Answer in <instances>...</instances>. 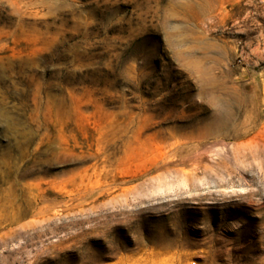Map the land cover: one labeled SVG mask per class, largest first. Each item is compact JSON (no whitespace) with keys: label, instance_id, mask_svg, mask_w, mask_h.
<instances>
[{"label":"rangeland","instance_id":"rangeland-1","mask_svg":"<svg viewBox=\"0 0 264 264\" xmlns=\"http://www.w3.org/2000/svg\"><path fill=\"white\" fill-rule=\"evenodd\" d=\"M0 264H264V0H0Z\"/></svg>","mask_w":264,"mask_h":264}]
</instances>
